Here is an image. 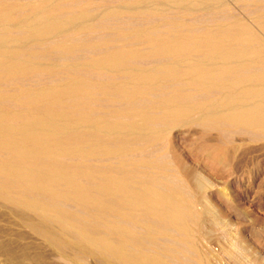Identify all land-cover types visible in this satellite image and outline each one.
I'll list each match as a JSON object with an SVG mask.
<instances>
[{
    "label": "bare ground",
    "instance_id": "obj_1",
    "mask_svg": "<svg viewBox=\"0 0 264 264\" xmlns=\"http://www.w3.org/2000/svg\"><path fill=\"white\" fill-rule=\"evenodd\" d=\"M257 143L264 0H0L8 259L203 264L191 185Z\"/></svg>",
    "mask_w": 264,
    "mask_h": 264
},
{
    "label": "rangeland",
    "instance_id": "obj_2",
    "mask_svg": "<svg viewBox=\"0 0 264 264\" xmlns=\"http://www.w3.org/2000/svg\"><path fill=\"white\" fill-rule=\"evenodd\" d=\"M232 166L228 173H202L211 185L202 188L191 185V192L195 194L194 206L196 205L198 212L202 213L201 220L199 219L196 225L198 234L197 229L195 230L200 250L207 253L208 257L203 260V264H264V144L257 143L248 147L236 158ZM204 207L214 208L217 217L203 214ZM3 228L0 234L4 235L6 231L5 227ZM12 228L7 227L8 233L11 232L10 240L13 238L10 243L17 241L13 244V247H16V258L13 261L0 252V264H25L23 262L27 256L31 264H45L41 254H38V241L25 236L23 229L22 234L21 229ZM26 246H30L31 250ZM191 254L192 252H188L186 256L191 257ZM195 254L193 253V256ZM196 259L197 256L191 257V262H202H197L200 258ZM91 261L89 260L88 264H96Z\"/></svg>",
    "mask_w": 264,
    "mask_h": 264
}]
</instances>
